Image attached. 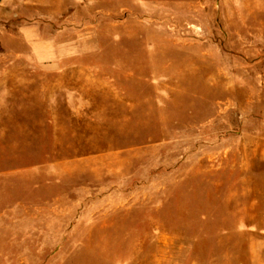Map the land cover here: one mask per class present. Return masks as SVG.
<instances>
[{"label": "rangeland", "instance_id": "1", "mask_svg": "<svg viewBox=\"0 0 264 264\" xmlns=\"http://www.w3.org/2000/svg\"><path fill=\"white\" fill-rule=\"evenodd\" d=\"M0 264H264V0H2Z\"/></svg>", "mask_w": 264, "mask_h": 264}, {"label": "crops", "instance_id": "2", "mask_svg": "<svg viewBox=\"0 0 264 264\" xmlns=\"http://www.w3.org/2000/svg\"><path fill=\"white\" fill-rule=\"evenodd\" d=\"M54 49H55V43H53L52 45L49 44L47 46V52H53ZM40 56H41V54H40ZM52 56H54V55H52Z\"/></svg>", "mask_w": 264, "mask_h": 264}, {"label": "water", "instance_id": "3", "mask_svg": "<svg viewBox=\"0 0 264 264\" xmlns=\"http://www.w3.org/2000/svg\"><path fill=\"white\" fill-rule=\"evenodd\" d=\"M2 0H0V2H1Z\"/></svg>", "mask_w": 264, "mask_h": 264}]
</instances>
